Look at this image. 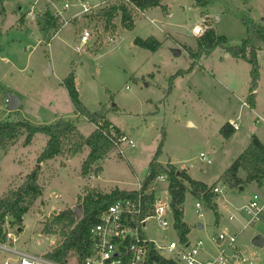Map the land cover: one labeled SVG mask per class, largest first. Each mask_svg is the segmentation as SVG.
Returning <instances> with one entry per match:
<instances>
[{
	"label": "rangeland",
	"instance_id": "374dc122",
	"mask_svg": "<svg viewBox=\"0 0 264 264\" xmlns=\"http://www.w3.org/2000/svg\"><path fill=\"white\" fill-rule=\"evenodd\" d=\"M0 1L3 3L0 10L4 8L6 13V16L0 14L3 34L0 37V122L20 121V115L34 125L51 124L61 117L76 119L63 85V80L75 71L80 99L86 108L96 112L104 107L107 117L124 129L135 143L134 148L123 143L100 162L104 176L92 183L107 193L115 186L134 190L146 179L164 132L166 138L158 157L161 174L168 175L171 163L179 172L187 171L212 184L218 182L228 162L242 152L240 149L248 137L250 140L256 134L264 140V42H256L248 49L256 50L258 61L261 55L259 63L263 67L262 71L260 67L262 82L256 112L244 104L249 93L251 64L243 59L225 57L229 54V46L241 45L250 36L249 21L264 26V0H204L203 6H195V0H163L168 6L167 12L161 8L152 10L138 20L133 30L124 28L118 16L114 20L116 31L107 27L102 13L112 4H129L127 0H45V4L44 0ZM66 3L70 4L69 9H64ZM34 4L41 6V14L47 10L52 12L53 4L61 11L55 17L60 27L58 31L62 30L49 46L41 45L42 40L38 42L42 34L37 28L20 31L19 38L15 30L8 34V28L16 20L13 10L20 7L27 12L35 7ZM198 25L206 30L212 25L217 34L226 39V44L211 56L201 57L191 73L175 78L172 91L167 94L170 77L188 70L193 63L187 50L199 51L201 36L189 35L190 44L181 42L185 41L183 35ZM58 31L53 30L50 36ZM85 31L91 32V39L78 49ZM152 35L162 42L159 51L152 52L134 44L137 37L147 39ZM12 38L23 41L9 43ZM176 47L185 50L179 57L174 56ZM11 66H14L12 71L9 70ZM48 68L54 72L46 75ZM8 94L22 101L17 112L7 110ZM231 119L239 124L240 138L226 143L220 130ZM190 121L194 126L188 125ZM78 124L81 132L91 133L93 125L86 118H81ZM24 139L25 136H21L7 150L0 147V196L18 189L26 179L21 176L36 170L33 168L37 164L35 160L46 137L38 134L28 146L24 145ZM202 153L212 158L213 163L203 162ZM85 156L84 151L70 161L68 169L59 168L60 175L53 177L52 168L48 174L39 172L43 195L24 216L21 226H14L11 217H7L3 225L4 231L9 229L18 237L15 247L41 256L50 242L56 243L51 246L53 250L62 241L59 235H48L44 231L50 226L53 215L68 210L74 212L81 206L86 189L92 187L93 174L81 176ZM218 184L223 186V192L212 200L214 204L216 200L215 208L191 192L186 195L184 221L193 228L191 240L200 238L206 246L212 247L211 238L215 235L223 232L238 235L243 255L253 264H264V245L258 246L254 240L257 236L264 239V215L262 220L244 229L248 217L243 213L252 196L263 194L264 188L248 185L245 191L239 192L225 182ZM168 188L169 180L159 182L157 197L170 204ZM198 202L202 205L200 209L196 208ZM230 216L235 220L230 221ZM168 220L165 230L152 220L146 225L147 237L159 246L179 240L171 211ZM200 225L204 226L203 230L199 229ZM9 257L0 253V264H5ZM74 257L69 256L70 259Z\"/></svg>",
	"mask_w": 264,
	"mask_h": 264
},
{
	"label": "trees",
	"instance_id": "16d2710c",
	"mask_svg": "<svg viewBox=\"0 0 264 264\" xmlns=\"http://www.w3.org/2000/svg\"><path fill=\"white\" fill-rule=\"evenodd\" d=\"M195 1V6L206 4L204 0ZM128 2L129 4L124 2L112 4L102 13L108 28L116 31L117 27L114 20L118 16L121 17V24L124 28L133 30L135 28L134 15L136 11L143 12L157 7H160L164 12L168 11V6L163 4V0H128ZM0 5L3 6L2 1H0ZM0 14L6 15L4 8H1ZM39 26L44 34L45 45H48L51 41L50 33L53 30L58 31L60 28L55 15L50 10L42 14ZM247 27L251 30L250 36L241 45L229 46L227 52L233 58L246 60L252 66L247 103L250 108L254 109L256 106V91L260 81V64L256 50L252 48L251 51H248V49L256 42H264V26L249 21ZM134 44L152 52H157L162 47V43L154 36L147 39L137 37L134 40ZM225 44L226 39L218 35L214 28L207 29L205 34L198 40L199 51L187 50L193 60L191 67L188 70H181L170 77V87L167 94L172 91L175 78L191 73L195 66L198 65L202 55L210 56L217 48H222ZM63 85L68 91L76 119L66 120L60 118L58 121L46 125H34L27 119L0 122V147L7 150L10 144L16 142L21 136H25L24 145L28 146L37 134H43L48 138V141L38 158V162L42 163L65 154L73 158L83 152L84 147L88 146L90 152L82 164L81 176L87 177L93 174L99 177L103 172L100 162L109 152L121 146L118 142V137L124 132L107 119L104 107L96 112H91L86 108L80 99L75 71H72L63 80ZM81 118H86L89 123L96 126L94 132L87 138L77 128ZM235 132L236 130L229 122L220 130L221 135L225 139H230ZM165 138L164 132L154 159L150 162L147 177L140 185L141 188L138 191H123L117 188L110 193H104L100 188H88L86 189V196L83 198L82 206L84 211L80 219L76 218L72 210L62 211L53 215L50 226L47 227V230L44 229L46 230L44 232L48 235H59L62 241L51 252L47 253V258L63 263L70 255H75L79 262L84 261L92 252L90 230L99 222V215L102 211L120 199L137 198L145 193L147 194V200L149 199L147 203L152 202L156 193L157 180L161 175L160 168L162 166L158 162V157L162 154ZM168 168V190L171 196L170 205L173 210L174 228L179 238L185 241L191 231V227L184 221V203L187 192L190 191L197 197L203 194L206 204L214 208L215 204L212 200L217 195L212 193V188L207 184L192 179L186 172H179L173 164L170 163ZM240 170H244L247 173L245 180L239 177ZM39 171L40 169L34 170L26 177L18 189H12L8 194L0 197V243L6 240V234L3 230L6 218L11 217L14 226H21L24 216L30 212L34 202L43 195L44 187L39 183ZM223 180L236 189L252 182L262 185L264 182V144L256 135L252 136L250 146L225 172ZM185 182H187V185ZM147 264L175 263L160 255L155 245L151 242L148 245Z\"/></svg>",
	"mask_w": 264,
	"mask_h": 264
},
{
	"label": "built area",
	"instance_id": "2783aa9c",
	"mask_svg": "<svg viewBox=\"0 0 264 264\" xmlns=\"http://www.w3.org/2000/svg\"><path fill=\"white\" fill-rule=\"evenodd\" d=\"M69 8L70 4L66 3L64 9ZM53 14L58 16L61 11L55 9ZM205 32L206 29L203 25H198L193 29V35L195 36H202ZM90 39L91 32L85 31L80 37V47L78 49L86 46ZM232 126L235 130L239 129L236 123H233ZM118 142L121 145L128 143L132 147L135 145L134 141L126 133L118 137ZM201 159L207 164H212V160L204 153L201 154ZM165 179L168 180V175L161 174L157 184ZM222 189L223 186L218 184V186L212 187V193L220 195L223 192ZM147 202H149V199L147 200V194L145 193L137 198L120 199L102 211L99 215V222L90 230L92 252L82 262H79L77 257L72 259L68 257L65 262L59 263L47 258V254L37 256L20 252L15 247L17 242L16 235L9 229L4 231L6 240L0 243V253L10 256L5 264H147L148 245L152 241L145 234L146 225L152 220L160 228L167 229L170 211L173 215L171 205L158 199L157 187L152 202ZM200 206L201 203L198 202L196 204L197 209H200ZM243 213L248 217L249 224L257 223L264 215V194L254 195L244 207ZM233 218L231 217L230 219L232 220ZM213 242L218 253L215 258L211 259L202 258V252L205 248V243L202 239L191 242L188 239L183 241L179 238V240L170 241L162 247H156V250L164 258L175 264L246 263L238 245L237 235H228L223 232L215 235Z\"/></svg>",
	"mask_w": 264,
	"mask_h": 264
},
{
	"label": "crops",
	"instance_id": "0c3cea01",
	"mask_svg": "<svg viewBox=\"0 0 264 264\" xmlns=\"http://www.w3.org/2000/svg\"><path fill=\"white\" fill-rule=\"evenodd\" d=\"M38 1V0H37ZM44 4H45V0H44V2H43ZM37 4H40V3H37ZM35 5V7L34 6H32L27 12L22 8V9H20V7H18L17 8V10H13V14H16V15H14L15 17H16V20H15V23L11 26V27H9L8 28V34H11V32L13 31V30H15L16 31V36L19 38L20 37V35H19V32L21 31V32H24L25 30L26 31H28V29L31 27V28H37L38 30H39V32H40V35L42 34V36L40 37V36H38V42L40 43L41 42V40H42V42H41V45H45L44 44V34L42 33V31L40 30V26H39V16H42V14H41V12H42V10L41 11H39V9H40V5L38 6V5H36V4H34ZM43 5V4H42ZM18 6H20V5H18ZM157 8H160V7H157ZM157 8H152V9H149V10H145V11H138V15L135 17V27H136V23L138 22V20L139 19H142L143 17H146L147 16V14L148 13H150V12H152V10H154V9H157ZM53 11H52V13H54V9H58L57 7H56V5H54L53 4ZM25 11V12H24ZM6 14V13H5ZM39 14V15H38ZM136 15V14H135ZM6 16V15H5ZM59 16V15H58ZM202 19V18H201ZM200 19V20H201ZM204 21V20H203ZM208 20H206V22H207ZM37 22V23H36ZM200 23V22H199ZM211 27L213 28V26L211 25ZM62 30V29H61ZM60 30V31H61ZM60 31H58L56 34H53V35H51V41H50V43L48 44V45H45V46H49L50 44H52V42L54 41V39H56V37H57V35H58V33L60 32ZM189 33H191V34H189ZM118 34V31H117V33H116V35ZM167 34V33H166ZM165 34V35H166ZM3 34L0 32V37L2 36ZM189 35H193V28H192V30L191 31H188L185 35H183L184 36V42L183 41H181L182 42V44H190L191 43V41H192V39L190 38V36ZM152 36H154V35H152ZM173 36V35H172ZM155 37V36H154ZM174 37V36H173ZM176 38V37H175ZM179 40V39H178ZM17 41H19V42H22L23 40L22 39H14V38H12V39H10L8 42L9 43H11V42H13V43H15V42H17ZM180 41V40H179ZM161 42V41H160ZM162 43V42H161ZM80 46H78V48H79ZM176 49H178V50H180V52H181V55H182V53L185 51V50H182V49H179L178 47H176ZM159 51V50H158ZM174 56L175 57H179V56H176L175 54H174ZM206 55H204V56H202V58L203 57H205ZM211 56V55H210ZM27 57V61H26V64H25V67H27V65H28V63H29V58H30V55L29 56H26ZM47 57H49V55H47ZM225 57H227V58H233L230 54H225ZM202 58H201V60H202ZM260 58H261V55H259V62H260ZM234 59V58H233ZM200 60V61H201ZM237 60H241V59H237ZM9 60H6V62H8ZM260 64V63H259ZM260 67H261V71L263 70V67L260 65ZM12 69H14V66H11V68L9 69V70H11L12 71ZM51 69V68H50ZM18 70H20V71H22L23 69H20V68H18ZM54 72V70H52L51 69V72L50 73H53ZM3 73H6V72H3ZM49 73V74H50ZM49 74H46V75H49ZM155 76V73H153V77ZM249 79H251V78H249ZM261 82H262V77L260 78V81H259V87H258V89H257V91H256V93H257V97H256V106H255V108L254 109H252V108H250V106L248 105V103H247V98H246V102H244V104H246L247 105V107L251 110V111H253V112H256L257 110H258V98H259V96H260V87H261ZM249 83H250V80L248 81V89H249ZM248 97V96H247ZM21 105H22V101H21ZM21 105H20V107H21ZM20 107L18 108V110L20 109ZM17 110V111H18ZM73 110H74V108H73ZM17 111H15V112H17ZM18 114V113H17ZM20 115V114H19ZM59 115V114H58ZM21 116V118L22 119H25L22 115H20ZM59 117V116H58ZM107 117V116H106ZM20 118V119H21ZM62 118V117H61ZM21 119V120H22ZM60 118H58V120H59ZM107 119L114 125V126H116L117 128H119L122 132H124V133H126L127 134V132L124 130V129H122V128H120L119 126H117L112 120H110L108 117H107ZM57 120V121H58ZM249 120L250 121H252L253 120V117L251 116V115H249ZM228 123V122H227ZM229 123H231V125L233 124V123H236V124H238V122H236V121H234V120H230L229 121ZM91 124V123H90ZM193 125L194 126V123L192 122V121H190L189 123H188V125ZM93 126H92V130H91V133L89 134V135H86V134H84L83 132H81V130H80V125L79 124H77V128H78V130H79V132L84 136V137H89L93 132H94V130L96 129V126L94 125V124H92ZM238 126H239V124H238ZM240 130V128L238 129V130H236V132H235V134L230 138V139H225V138H223L224 139V141L226 142V143H230V142H236V141H239V138H240V135H239V133H238V131ZM38 135V134H37ZM36 135V136H37ZM256 135V134H255ZM35 136V137H36ZM257 136V135H256ZM35 137H34V139H35ZM44 137H46L45 135H44ZM259 139H260V141L264 144V140H262V138L261 137H259V136H257ZM34 139H33V141H32V143L30 144V145H32L33 144V142H34ZM25 140V139H24ZM251 140H252V136H251V138H250V140H249V137L247 138V142H246V144L240 149V151H242V152H238V154H236L229 162H228V164H227V166H226V171L230 168V166L240 157V155L250 146V144H251ZM47 141H48V138L46 137V139L43 141V146H42V149L40 150L41 152H39V154L37 155V157H36V165L33 167L34 169L36 168V169H40V173L41 174H48V171H50V168H52L54 171H53V177L54 176H56V175H60L58 172H59V168H62V169H68V166H69V164H70V161L72 160V159H74L75 157H73V158H70L67 154H65V155H60V156H57V157H55L54 159H51V160H48V161H44V162H42V163H39L38 162V158L40 157V155H41V153L43 152V150H44V148H45V146H46V144H47ZM225 143V144H226ZM135 144V143H134ZM135 147V145L133 146V148ZM246 147V148H245ZM245 148V149H244ZM86 152V158L88 157V155H89V152H90V148L88 147V146H86V147H84V149H83V152ZM83 152H81L80 154H82ZM121 153H122V155H123V151H121ZM80 154H78V155H80ZM86 158H84V160H83V162L86 160ZM106 158H107V156H106ZM211 160H212V158H210ZM20 162H22V161H20ZM82 162V163H83ZM212 163H213V160H212ZM174 165V164H173ZM175 166V165H174ZM103 167V166H102ZM176 167V166H175ZM33 169V170H34ZM32 170V171H33ZM180 171V170H179ZM225 171V172H226ZM104 172H105V170H104V167H103V172H102V174H101V176H99V177H96V176H91L92 177V181H91V184H92V187L93 188H97V187H99L104 193H107L105 190H103V188H101L100 186H97V185H95V184H93L92 182L94 181V180H101L102 178H103V176H104ZM187 172V171H186ZM225 172L222 174V176L219 178V180H218V182L217 183H214V184H212V183H210L207 179H205V178H201V179H197V178H195L194 177V175L192 174V173H189V172H187V174L192 178V179H194V180H196V181H200V182H203V183H205V184H207L209 187H214L215 185H218V183H220V182H224V180H223V176H224V174H225ZM30 174V173H29ZM29 174H27V175H24V176H21V177H27ZM40 174V175H41ZM40 177V176H39ZM239 177L240 178H242V179H246L247 178V173L244 171V170H240V172H239ZM52 178V177H51ZM50 178V179H51ZM81 179H82V181H83V178L81 177ZM86 182V181H85ZM143 182H139V184H138V187L136 188V189H134V190H129V189H123V188H121V187H119V186H115V187H112L111 188V190H110V192L112 191V190H114V189H120V190H123V191H138L139 190V188H140V185L142 184ZM84 184V181H83V183H82V185ZM185 184L187 185V182H185ZM248 185H256V186H258L259 188H264V182L262 183V185H258L257 183H255V182H252V183H250V184H247V185H244V186H241L243 189L241 190V187H239L238 188V191L239 192H243V191H245V188L248 186ZM91 187V188H92ZM11 188V187H10ZM8 189H9V187H8ZM12 189V188H11ZM236 189V188H235ZM237 190V189H236ZM110 192H108V193H110ZM190 191H188L187 192V194L189 193ZM186 194V195H187ZM263 194H264V192H263ZM263 194H258V195H263ZM79 195V194H78ZM256 195V194H255ZM218 196V195H217ZM220 196V195H219ZM0 197H3V195L2 196H0ZM198 198H201V199H203V194H201ZM252 198H253V196H252ZM251 198V199H252ZM250 199V200H251ZM186 200V199H185ZM204 200V199H203ZM249 200V201H250ZM215 202V204H216V200L214 201ZM249 203V202H248ZM247 203V204H248ZM197 204V203H196ZM202 207V205L200 206V208ZM197 208V207H196ZM200 213V212H199ZM198 213V214H199ZM201 215V214H200ZM231 217H234V216H230L229 217V220L230 221H234L235 220V217L231 220L230 218ZM262 218L263 217H261V219L260 220H262ZM259 220V221H260ZM246 223V225H244V229L246 228L247 229V227L249 226V225H251V224H249L248 222H245ZM188 224V223H187ZM256 224V223H255ZM189 225V224H188ZM190 226V225H189ZM203 226V225H202ZM199 229L200 230H203L204 229V226H203V228H200L199 227ZM165 230V229H164ZM192 231H193V228L191 227V231H190V233L188 234V236H187V239L188 240H190L191 242H195L196 240H198V239H200V238H197V239H195L194 241L193 240H191V238H190V234L192 233ZM145 234H146V229H145ZM147 236V235H146ZM237 237H238V235H237ZM258 237H261V236H257V237H255V239L254 240H257V238ZM17 238V241H18V237H16ZM262 239H263V237H261ZM149 239V238H148ZM149 240H151V239H149ZM152 241V240H151ZM263 241H264V239H263ZM153 243H154V245H155V247H157V248H159V247H162V245H157L154 241H152ZM17 243V242H16ZM54 244H56V243H49L48 244V247L47 248H45L43 251H42V254L41 255H44L45 253L47 254L48 252H51L52 250H51V246H53ZM211 245H212V247H210V246H206V244H205V248H204V250H203V252H202V258L203 259H211V258H215L216 256H217V253H218V250H217V248H216V246H215V244H214V242H213V237L211 238ZM264 245V244H263ZM164 246V245H163ZM212 248H213V250H212ZM16 250H18V251H20V252H24L23 250H21V249H19V248H17L16 247ZM24 253H28V252H24ZM212 253V254H211ZM28 254H31V255H35V254H32V253H28ZM243 254V253H242ZM243 257H244V259H245V261H246V263L247 262H249V264H253V261L252 260H249L247 257H245L244 255H243ZM246 263H243V264H246Z\"/></svg>",
	"mask_w": 264,
	"mask_h": 264
},
{
	"label": "water",
	"instance_id": "95a60500",
	"mask_svg": "<svg viewBox=\"0 0 264 264\" xmlns=\"http://www.w3.org/2000/svg\"><path fill=\"white\" fill-rule=\"evenodd\" d=\"M174 54L176 56H179V55H181V52H180V50L175 49L174 50ZM50 72H51V69L48 68L46 74H49ZM20 105H21V100L19 99V97H17L16 95L8 94V98H7V110L9 112H15V111H17L18 108L20 107ZM242 189L243 188L241 187V190ZM74 213H75L76 218L77 219H80L82 217V214H83V206L81 205V206L77 207L74 210ZM200 228H203V226L200 225ZM255 243L258 246H263L264 241H263V239L261 237H258L257 240H255Z\"/></svg>",
	"mask_w": 264,
	"mask_h": 264
}]
</instances>
